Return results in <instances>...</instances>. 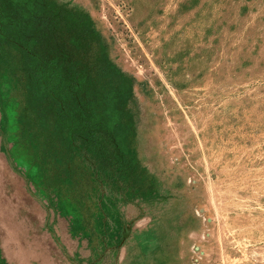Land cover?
Wrapping results in <instances>:
<instances>
[{
  "label": "rangeland",
  "instance_id": "rangeland-1",
  "mask_svg": "<svg viewBox=\"0 0 264 264\" xmlns=\"http://www.w3.org/2000/svg\"><path fill=\"white\" fill-rule=\"evenodd\" d=\"M0 264H264V0H0Z\"/></svg>",
  "mask_w": 264,
  "mask_h": 264
},
{
  "label": "bare ground",
  "instance_id": "bare-ground-1",
  "mask_svg": "<svg viewBox=\"0 0 264 264\" xmlns=\"http://www.w3.org/2000/svg\"><path fill=\"white\" fill-rule=\"evenodd\" d=\"M4 181V180H3ZM17 190V189H16Z\"/></svg>",
  "mask_w": 264,
  "mask_h": 264
},
{
  "label": "trees",
  "instance_id": "trees-1",
  "mask_svg": "<svg viewBox=\"0 0 264 264\" xmlns=\"http://www.w3.org/2000/svg\"><path fill=\"white\" fill-rule=\"evenodd\" d=\"M8 1V0H7ZM10 1V0H9Z\"/></svg>",
  "mask_w": 264,
  "mask_h": 264
}]
</instances>
